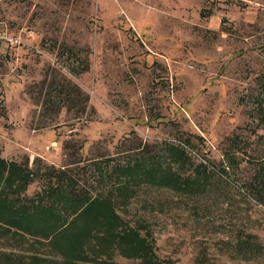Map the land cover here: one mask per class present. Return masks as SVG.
I'll return each instance as SVG.
<instances>
[{"label":"rangeland","instance_id":"1","mask_svg":"<svg viewBox=\"0 0 264 264\" xmlns=\"http://www.w3.org/2000/svg\"><path fill=\"white\" fill-rule=\"evenodd\" d=\"M49 67L80 85L87 110L42 84ZM263 103L264 0H0V156L39 171L28 196L54 167L112 197L161 264H264V204L246 187L264 156ZM143 155L204 182L180 192L115 169ZM20 240L0 237V252L54 258Z\"/></svg>","mask_w":264,"mask_h":264},{"label":"trees","instance_id":"2","mask_svg":"<svg viewBox=\"0 0 264 264\" xmlns=\"http://www.w3.org/2000/svg\"><path fill=\"white\" fill-rule=\"evenodd\" d=\"M66 51L76 55L69 47H66ZM79 62L83 68H87L83 59ZM51 72L53 76L49 80ZM54 73L55 70L49 67L42 84L51 85V89L59 91L60 95L63 93L70 111L74 108L81 112L87 110L89 98L80 85L66 76L57 80ZM60 82L65 84V89ZM43 103L55 114L61 111V105L52 96ZM262 105L261 120L264 121V103ZM170 151L176 161L189 160L188 152L183 148L170 146ZM227 154L229 162L235 163L234 154ZM115 169L127 173L129 180H142L145 177L180 192L191 191L204 182L196 177H184L174 167H164L158 160H151L150 156L145 155ZM115 169L111 172H115ZM196 170L199 174H205L207 166L199 163ZM38 172L31 169L29 161L18 162L0 156V237L7 240H11V235L22 240L30 237L31 244L46 243L54 258L35 254L28 258L4 251L0 252V264H113L107 259L112 257L111 251L118 246L123 254L141 257L143 264L162 263L157 253L153 252L150 241L147 243L140 230L128 225L115 210L112 197H92L87 190L79 192L77 179L71 178L68 170H55L54 167L47 170L46 174L56 181L52 180L50 184L53 185L35 196H28L26 191ZM246 187L259 203L264 204V156L256 159V168Z\"/></svg>","mask_w":264,"mask_h":264}]
</instances>
